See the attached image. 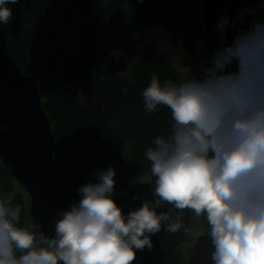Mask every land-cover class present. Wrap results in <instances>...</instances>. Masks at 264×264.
<instances>
[{
	"label": "clouds",
	"instance_id": "obj_1",
	"mask_svg": "<svg viewBox=\"0 0 264 264\" xmlns=\"http://www.w3.org/2000/svg\"><path fill=\"white\" fill-rule=\"evenodd\" d=\"M19 2L0 0V24L11 22L9 5ZM227 24L225 17L217 29ZM211 65L203 78L153 75L141 93L147 113L165 107L172 121L144 153L154 202L125 215L113 199L115 169L97 170L98 182L79 189L49 236L19 226L21 207L0 199V264H133L162 227L183 226L181 216L157 211L162 203L206 219L212 264H264V20L241 30Z\"/></svg>",
	"mask_w": 264,
	"mask_h": 264
},
{
	"label": "trees",
	"instance_id": "obj_2",
	"mask_svg": "<svg viewBox=\"0 0 264 264\" xmlns=\"http://www.w3.org/2000/svg\"><path fill=\"white\" fill-rule=\"evenodd\" d=\"M90 1L96 6L95 17L83 21L71 0H20L9 5L12 19L0 24V40L11 60L38 82L55 141L63 211L78 203L83 185L98 182L97 170L112 167L113 199L126 215L140 208L136 197L154 193L155 182L140 184L125 195L116 192L150 172L151 162L144 153L155 137L169 134L172 122L165 107L147 113L141 93L153 75L161 81H179L178 63L189 65L205 32V0ZM226 9L228 24L217 51L254 21L264 20V0H228ZM76 27L80 37L76 46L63 47L62 35ZM236 67L231 64L229 71ZM13 183L12 171L0 159V193L11 191ZM11 203L21 207L19 226L27 227L24 197L15 195ZM157 211L181 216L183 226L175 233L162 227L151 236L152 248L137 250L133 264L183 261L180 245L192 211L181 213L166 203Z\"/></svg>",
	"mask_w": 264,
	"mask_h": 264
},
{
	"label": "water",
	"instance_id": "obj_3",
	"mask_svg": "<svg viewBox=\"0 0 264 264\" xmlns=\"http://www.w3.org/2000/svg\"><path fill=\"white\" fill-rule=\"evenodd\" d=\"M81 20L95 17L90 0H71ZM227 0H205L204 27L208 37L219 30ZM55 145L51 121L42 108L38 83L11 60L0 41V157L23 184L32 201L30 214L39 224L55 228L62 207L53 171ZM208 233L193 245L188 264H212Z\"/></svg>",
	"mask_w": 264,
	"mask_h": 264
},
{
	"label": "rangeland",
	"instance_id": "obj_4",
	"mask_svg": "<svg viewBox=\"0 0 264 264\" xmlns=\"http://www.w3.org/2000/svg\"><path fill=\"white\" fill-rule=\"evenodd\" d=\"M221 32L218 31L215 35L208 37L206 33H202L199 44L195 50V54L190 57L188 60L189 65H183L182 63H178L177 65V73L179 80L188 78L190 75L196 78H203L204 72L202 68L207 66L211 67V61L214 55L217 52V45L221 42ZM79 28L76 27L75 29L66 30V32L62 35L61 45L67 48H74L76 46L77 41L79 40ZM229 70V69H228ZM155 182V178L151 175V172L147 173L140 181L136 182L135 185L125 188V190H118L116 192L117 195H125L131 191H135L140 184H144L145 182ZM16 194H25L24 189L22 190L18 188V185H15V189L11 193H2L0 199H7L12 200L14 195ZM26 202L28 204V214H29V200L30 197L26 193L25 194ZM147 200L150 202H154L155 197L154 193L152 195L142 194L136 197V201H138L139 206L141 207L143 202ZM119 207H123L120 205ZM192 219L191 223L188 226V232L186 234V239L181 243L180 248L182 249V258L183 261L180 264H188L190 260V253L193 249V245L196 240L199 238L200 235H204V232L209 230L207 224L205 223L204 218L197 219L192 212ZM27 226L35 225L38 226L40 230H42L46 235L51 236L53 234V228L50 229H43L42 226L35 221H32L31 214H29L27 220ZM49 228V226H48Z\"/></svg>",
	"mask_w": 264,
	"mask_h": 264
},
{
	"label": "bare ground",
	"instance_id": "obj_5",
	"mask_svg": "<svg viewBox=\"0 0 264 264\" xmlns=\"http://www.w3.org/2000/svg\"><path fill=\"white\" fill-rule=\"evenodd\" d=\"M228 1V0H227ZM72 7H73V5H72ZM74 9H75V7H74ZM1 41V40H0ZM1 43H2V41H1ZM3 46V45H2ZM4 48V47H3ZM27 75V74H26ZM32 77V76H31ZM38 83V82H37ZM43 108V107H42ZM46 112V111H45ZM47 114V113H46ZM49 119V118H48ZM53 162H54V166H53V173H54V176H55V180H56V182H57V185H59V192L61 191V182L59 181V178H58V175H57V172H55V165H56V162H55V160H54V151H53ZM3 164H4V162H3ZM6 165V164H5ZM7 166V165H6ZM8 167V166H7ZM9 168V167H8ZM10 169V168H9ZM11 171V170H10ZM12 174H13V172H12ZM13 176H14V186H13V188H12V190L11 191H9V192H5V191H2L1 193H0V196L2 195V193H11L14 189H15V185H18V188H20L21 190H22V188L24 189V193L26 194H28L29 195V197H30V200H29V214H30V207H31V201H32V198H31V196H30V194L28 193V191H27V189H26V187L23 185V184H21L20 182H19V180L16 178V176H15V174H13ZM25 194H23L22 196L24 197V200H25V202H28V200L26 201V196H25ZM16 195H21V194H16ZM14 197H15V195H14ZM13 197V198H14ZM60 197H61V192H60V196H59V202H60ZM13 200V199H12ZM12 200H11V202H12ZM27 204V203H26ZM28 205V204H27ZM60 205H61V207H62V204H61V202H60ZM62 210H63V207H62ZM32 217V216H31ZM32 221H35V220H33L32 219ZM36 222V221H35ZM37 223V222H36ZM39 224V223H38ZM40 225H45V224H40ZM51 228V227H50ZM53 229H55V228H53ZM209 232V230H207V232H204V234H207ZM186 239V238H185ZM189 262V261H188Z\"/></svg>",
	"mask_w": 264,
	"mask_h": 264
}]
</instances>
